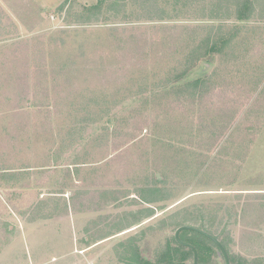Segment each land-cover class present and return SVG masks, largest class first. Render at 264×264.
<instances>
[{
    "label": "trees",
    "instance_id": "16d2710c",
    "mask_svg": "<svg viewBox=\"0 0 264 264\" xmlns=\"http://www.w3.org/2000/svg\"><path fill=\"white\" fill-rule=\"evenodd\" d=\"M122 1L109 4L113 17L103 14L104 2L93 6L84 5L75 13L80 15L74 17L77 18V25L111 24L110 35L118 38L114 40L116 47L119 46L120 51L126 54L118 56L121 61L118 70L125 71L118 80L120 85L123 83L119 87L113 83L111 92L106 90L108 87L104 89L101 85L112 76V72H107L117 68L115 63L106 70L99 60L80 62L74 58L72 61L59 62L55 69H48L46 47L41 36L14 41L11 43L13 49L5 45L6 51L3 53H13L17 60L16 54L29 48L32 41L37 48L33 55L20 61L24 74L19 76V72H13L15 77L9 75L7 79L0 76V217L13 211L27 217L28 221L37 220L39 214L44 218L50 216L51 213H39L41 190L35 171L39 167L62 164L79 167L86 163L83 158L89 153L97 157L101 154L98 159L104 157L106 160L120 152L119 157L123 159L124 150L151 125L150 111L155 107V102L163 103L160 105L165 109L171 106L184 112L187 106L191 114L199 111L194 107L196 102L202 107L200 111L218 106L219 112L227 114L225 117L235 119L241 105L237 95L247 92L248 98H251L257 92L260 97L256 95L253 101L261 108L264 87L259 88L264 86V59L260 56L264 55H260L261 51L254 52L260 57L254 58L251 51L254 50L252 46L256 47L264 39V0H189L195 9L192 12L184 11L187 0H155V7L161 8L157 16L147 14L148 19L144 22L160 23L154 25L156 31H163L167 27L170 34L161 44L152 42L153 50H145L147 43H144L138 52V40L146 37L144 33L136 32V26L130 27H136L134 30L126 26L143 21L136 22L135 13L127 11L125 0ZM162 2L171 4L172 10L176 12L162 9ZM200 4H205L206 9L197 11ZM63 8L64 5H61L60 9ZM253 38L259 42H253ZM127 39L128 43L125 42ZM6 40L2 42V47L8 42ZM148 57H151L150 61H147ZM253 59L256 61L255 66L250 63ZM204 62L211 63L210 68L200 76L191 77ZM85 64L90 65V74L79 81L70 74L62 79L58 77L65 71H79L81 67L85 68ZM150 65L154 69L151 72V86L143 76L140 79L132 76V81L139 87L127 94L126 73ZM30 69H35L37 75L33 77ZM49 70H52L51 73ZM248 75L250 85L244 91L241 88L235 91L232 81L238 79L245 84ZM50 80H56L57 85L63 84L64 87L51 94L48 86ZM37 85L38 89H35ZM153 90H157V93ZM240 98L243 103L247 101L243 95ZM231 104L235 106L232 109L229 108ZM60 141L66 147L64 157L61 156L66 159L65 163H61L64 161L62 158L49 156L55 152V145ZM84 141L86 152L78 153L71 159L75 150L83 147ZM42 148L47 157L40 161L39 150ZM86 180L81 181L82 186ZM145 190L148 193L142 192L141 195L145 203L152 204L169 198L160 187L148 186ZM47 192L58 195L65 193V189ZM105 192H97V195L86 186L74 190L75 198H85L84 203L90 210L100 209L96 206L102 203L103 197L100 195H105ZM88 196L91 197L90 202ZM258 196L264 198L263 193ZM113 198L116 199V196ZM93 203L97 205L91 208ZM155 210L152 206L140 208L134 220L123 227L119 226L116 233L140 224L144 218L157 217ZM218 218L217 211L210 213L207 208L197 205L171 211L167 217L157 221V225L144 227L140 236L119 242L118 245L123 248L122 252H118L119 259L127 264H194V249L179 242L175 236L180 226L189 224L217 237L227 249L231 264H264V255L248 257L231 250L230 245L234 242L231 231L215 228ZM180 238L195 247L198 264H226L218 245L209 237L186 229L180 233ZM154 240L157 246L151 245ZM142 244L150 248L149 251Z\"/></svg>",
    "mask_w": 264,
    "mask_h": 264
},
{
    "label": "rangeland",
    "instance_id": "374dc122",
    "mask_svg": "<svg viewBox=\"0 0 264 264\" xmlns=\"http://www.w3.org/2000/svg\"><path fill=\"white\" fill-rule=\"evenodd\" d=\"M116 1L0 0V76L7 79L9 75L15 77L14 74L17 72L19 76L22 75L25 70L20 65L22 64L20 61L30 54L33 55L37 48L32 41L29 48L16 54L17 60L13 53H3L6 51L5 45L10 48L14 41L41 36L46 47L48 69H55L59 62L72 61L74 58L80 62L99 60L103 62L102 67L106 70L111 69L115 63L117 68L107 72H112V76H107V80L101 86L104 89L108 87L106 90L110 92L113 83L119 87L118 79L125 71L118 70L121 64L118 56H126V54L120 51L119 46L116 47L114 40L118 38L110 35L111 24L83 26L77 25V18H74L80 15L75 13L84 5L93 6L102 2L106 3L103 14L113 17L109 4ZM122 2L121 0L120 3ZM154 2L155 0H125L126 10L135 13L136 22L143 21L129 23L134 25L126 26L133 30L137 27L136 32L144 33L146 37L144 40L143 38L138 40L137 52L144 43H147L145 50L149 51L151 48L153 50L152 42L161 44L170 34L167 27L163 31H156L154 25H161L160 23L144 22L148 19L147 14L154 16L159 12L161 7H155ZM61 5H64L63 9H60ZM161 5L162 9L176 12L172 10L171 4L165 5L162 2ZM200 6L197 11L206 9L205 4ZM183 7L184 11L195 10L193 2L189 0ZM131 26L136 27L130 28ZM5 39L8 42L2 47ZM255 40L253 38V42H259ZM125 42L128 43V39ZM252 49L254 50L251 51V55L255 56L254 58L264 59V56L257 57L259 54H255L261 51L260 55H264V39L256 47L252 46ZM150 60L151 57H148L147 61ZM51 63L53 65H50ZM250 63L255 66L256 61L253 59ZM85 65V68L80 66L79 71L75 72L72 69L58 77L62 79L66 74H70L79 81L90 74V65ZM137 69L126 73L127 94H131L132 90L135 91L139 87L132 81V76L137 79L143 76L151 86V72H154L152 66ZM34 70L30 69L33 77L38 73ZM51 71L49 70V73ZM203 73L201 64L191 77L195 78ZM249 76L245 81L246 86L238 79L233 80V89L236 91L241 88L244 91L250 85ZM38 86L37 88L35 86V89H38ZM48 86L51 94H54L57 90H61L63 84L57 85L56 80H50ZM263 87L261 85L259 89ZM153 91L157 93V90ZM242 95L243 99H247L245 103L240 98ZM242 95H237L241 105H239L238 117L235 119L225 117L227 114L219 112L218 106L200 111L202 107L196 102L194 107L199 111L191 114L187 106L184 112L180 108H171V106L165 109L160 105L161 102L157 104L155 102V107L150 111L151 125L124 150L123 159L119 157L120 152L113 157L109 156L106 160L104 157L102 160L98 159L101 154H98V157L90 153L89 156L83 154L86 163L79 167L71 165L72 168L69 170L72 174L70 173L68 177L65 173L62 175L66 178L67 184L63 186L68 197L74 190L85 186L97 195V192L100 194V191L105 190V195H100L103 197L100 206L94 203L90 205L91 208L96 206L100 209L77 214L72 220L69 218L66 221L38 219L31 222L27 217L14 211L2 215L0 264H83V257L80 256L82 254L78 255V259L75 255H63L64 251L70 250L74 243L78 247L92 244L99 236H103L101 233L112 236L99 241L100 245L94 250L96 254L92 258L94 264H127L119 259L118 252H122L123 249L118 245L119 242L140 236L144 227L157 225L159 223L157 221L167 217L171 211L175 212L193 205L207 208L210 213L218 212L219 218L215 221L214 227H218L221 231L230 229L231 237L234 239L230 245L231 250L248 257L264 255V207H262L264 198L260 199L261 196H258L264 194V96L262 95L260 108L259 104L253 101L256 95L260 97V94L255 92L251 98H248L247 92L245 94L243 92ZM234 107L233 104L229 106L231 109ZM201 113H203L202 118ZM76 136L79 137L77 134ZM64 145L61 141L58 142L53 153L64 157L66 149ZM82 146L80 147L82 150L79 148L75 150L71 159L78 153L86 152L85 141ZM43 155L45 156V152L42 148L39 150L40 161L43 160ZM65 161L66 159L63 163ZM109 178L111 179L108 180ZM36 179L39 182L38 175ZM85 179L87 180L82 186L81 183ZM147 185L160 187L163 194L168 195L169 198L152 204L145 203L141 195L142 192L148 193L145 190L148 188ZM69 186L72 187L68 188ZM51 190L47 187L43 192L47 193ZM113 196H116V199ZM88 198V201L91 200V197ZM148 206L155 207L157 217L144 218L140 224L116 233L119 226L123 227L134 220L140 208ZM161 206L163 207L160 208ZM103 216H108V220H104ZM56 241L59 242V247L52 246ZM142 245L146 251H149L150 248L145 244ZM151 245L157 246L158 243L154 240Z\"/></svg>",
    "mask_w": 264,
    "mask_h": 264
},
{
    "label": "crops",
    "instance_id": "0c3cea01",
    "mask_svg": "<svg viewBox=\"0 0 264 264\" xmlns=\"http://www.w3.org/2000/svg\"><path fill=\"white\" fill-rule=\"evenodd\" d=\"M41 156H39V157H41ZM49 156L62 158L61 156H63V155L59 156L56 153H51V155H49ZM44 157H47V155H45ZM49 163L53 165L52 162H49ZM61 163H63V162L61 161ZM70 168H72V167L65 165V164H62V165H58V166L53 165L51 167H48V166L39 167V169H37L35 171L36 175L39 176V190H41V193L39 195V213H41V214L43 212L44 213H51V215L46 217V218L40 217V214H39V218H38L39 221H44V220L49 221L50 219H52V220L57 219V220L66 221V220H69V218H71V220H72L75 217V215L83 214V213L90 211V208L88 207V205L84 203V201L86 202V199L81 198V197L75 198L76 193H74V191L70 195L71 197L70 196L68 197L67 195H65L66 191L63 194H58V195H53V194L51 195L48 192L47 193L43 192V190L46 189L47 187H49V189H52V190L63 189L65 187L63 185L66 183L65 182L66 178L63 177L62 175L65 173L66 177H68L71 173L69 170ZM49 169H52V170L48 171ZM62 169H64V170H62ZM63 179H64V182H62ZM46 180H48V183ZM70 187H72V186H69L68 188H70ZM68 191H70V190H68ZM73 195H74V197H72ZM103 219L108 220V216H103ZM101 235H103V236H99V238L95 239L94 243L84 244L85 246H82V247H78L74 243L73 247H71L70 250L64 251L63 255H68V256H74L75 255L78 257L79 254H82L80 256L83 257V259H82L83 264L85 262H87V264H94V262L92 261V258L94 257L93 255L96 254V253H94V250L96 249V247H98L100 245L99 241L110 237V236H108V234H102L101 233ZM52 246L53 247H59L60 244L58 241H56V243H54ZM84 258L86 259L85 262H84ZM78 259H79V257H78Z\"/></svg>",
    "mask_w": 264,
    "mask_h": 264
},
{
    "label": "water",
    "instance_id": "95a60500",
    "mask_svg": "<svg viewBox=\"0 0 264 264\" xmlns=\"http://www.w3.org/2000/svg\"><path fill=\"white\" fill-rule=\"evenodd\" d=\"M210 66H211V63L204 62L203 63V70L206 71L208 68H210ZM186 229L197 231V232L209 237L210 239H212L218 245V247L220 249V252H221V254L223 255V257L225 259V263L226 264H231L230 257H229V254L227 252V249L225 248L223 243L217 237H215L213 234H211V233H209V232H207V231H205V230H203V229H201L199 227H196V226H193V225H188V224L182 225L176 230L175 236H176V238H177V240L179 242H181L182 244H184L186 246H189V247L194 249V251H195L194 264H198V255H197V251H196L195 247L192 244H189V243H186V242L182 241L181 238H180V233L183 230H186Z\"/></svg>",
    "mask_w": 264,
    "mask_h": 264
}]
</instances>
